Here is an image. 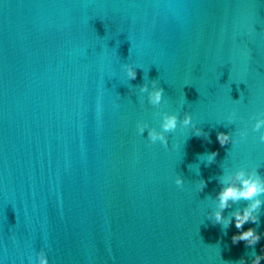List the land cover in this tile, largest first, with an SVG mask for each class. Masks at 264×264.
I'll list each match as a JSON object with an SVG mask.
<instances>
[{"label": "water", "instance_id": "95a60500", "mask_svg": "<svg viewBox=\"0 0 264 264\" xmlns=\"http://www.w3.org/2000/svg\"><path fill=\"white\" fill-rule=\"evenodd\" d=\"M153 80L156 106L140 92ZM185 112L204 135L148 144L163 115ZM257 119L264 0H0V260L43 250L49 264L250 262L264 237L233 246L235 229L207 214L222 176L264 178ZM217 132L237 142L221 148ZM249 227L264 232V203Z\"/></svg>", "mask_w": 264, "mask_h": 264}, {"label": "clouds", "instance_id": "9594fccd", "mask_svg": "<svg viewBox=\"0 0 264 264\" xmlns=\"http://www.w3.org/2000/svg\"><path fill=\"white\" fill-rule=\"evenodd\" d=\"M123 71L128 80H135L137 72L130 66H124ZM140 92H147L148 102L153 105H159L162 101L164 90L157 86V82H151V89L141 87ZM234 112H228L226 118L230 121ZM148 128L147 124L138 123L136 126L137 135H143ZM264 119H257L252 125V131H259V143L264 144ZM183 132L190 130L193 137H201L204 135L202 131L193 124V116L185 112L181 120H177L175 115H163L160 122V131L156 132L151 129L147 131L148 144L159 143L161 147L168 148V140L164 133H175L177 131ZM245 139V133H240V142ZM216 143L222 148L227 144H235L237 141L229 136L226 132H217L215 136ZM173 149L177 145L173 144ZM217 152L213 151L207 156V164H212L215 161ZM220 189L212 198L213 208L207 214V219L212 225H221L223 228L231 226L235 232L231 235L230 241L233 246L238 243H243L245 247H254L261 238L264 237V232L257 233L255 229L249 227L244 228L245 224H256L258 222V212L261 208L262 201L259 197L264 196V178H261L255 168H250L245 171L243 168L238 169L232 173L226 174L220 178ZM174 184L177 188H182L184 181L179 175L176 176ZM206 186L205 180L201 179L194 183L193 188L196 193H202ZM247 201L248 203L243 208H237L232 211L229 216L223 215L226 209L232 207L238 201ZM14 239V237H13ZM264 262V247H262L261 254L255 255L249 262L244 258H240L238 264H262ZM0 264L3 261L0 260ZM27 264H49L48 256L43 250L35 251L34 256L27 257Z\"/></svg>", "mask_w": 264, "mask_h": 264}]
</instances>
